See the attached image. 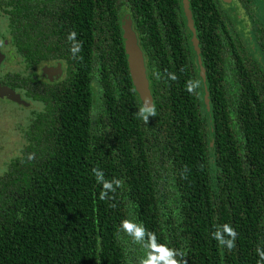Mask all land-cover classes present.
<instances>
[{
    "label": "trees",
    "instance_id": "trees-1",
    "mask_svg": "<svg viewBox=\"0 0 264 264\" xmlns=\"http://www.w3.org/2000/svg\"><path fill=\"white\" fill-rule=\"evenodd\" d=\"M189 1L210 112L182 0L0 2L24 62L64 67L54 83L13 77L40 109L0 176V264H140L148 249L119 231L126 219L181 264H264V18L256 0H233L252 45L223 0ZM126 16L154 99L146 120ZM93 169L120 182L104 198ZM223 225L236 232L231 249L212 238Z\"/></svg>",
    "mask_w": 264,
    "mask_h": 264
},
{
    "label": "water",
    "instance_id": "water-1",
    "mask_svg": "<svg viewBox=\"0 0 264 264\" xmlns=\"http://www.w3.org/2000/svg\"><path fill=\"white\" fill-rule=\"evenodd\" d=\"M226 4H231L233 0H223ZM183 13L186 19V25L191 32V45L197 58V64L199 69V77L201 78L204 88V105L207 112H210V98L207 87L206 71L203 66L201 57L200 42L197 37V31L194 24L193 14L190 8L189 0H182ZM123 29V44L128 59V66L131 73L132 82L137 92L141 104L143 107L154 108V99L150 89V82L147 76V68L144 53L139 45V40L136 32L133 29V22L130 16H126L122 22ZM60 70V66L58 67ZM46 70H44L45 72ZM0 98L9 99L19 104H24L25 101L19 94L8 88L7 86L0 84Z\"/></svg>",
    "mask_w": 264,
    "mask_h": 264
},
{
    "label": "clouds",
    "instance_id": "clouds-1",
    "mask_svg": "<svg viewBox=\"0 0 264 264\" xmlns=\"http://www.w3.org/2000/svg\"><path fill=\"white\" fill-rule=\"evenodd\" d=\"M75 37V32L70 33L68 36V39L72 41L70 51L73 55L78 53L81 48L80 43L76 41ZM172 78L174 79L175 77L173 76ZM194 87V84L189 83L188 90L192 91ZM139 114L146 120L148 115L155 114V110L152 107H142ZM93 175L97 183L103 186L104 191L101 192V198H104L109 191L115 190L114 184L118 186L120 183L119 181L106 180L103 171L99 169H93ZM119 231L130 236L133 242L146 245L148 250L146 251L145 256L141 259L140 264H181L178 259L181 253L163 244H157L154 235L148 236L147 240H145L146 230L141 223L126 219L120 223ZM226 236L231 238H226ZM235 237L236 232L229 225L218 226L212 233V238L214 240L229 249L233 247ZM260 255L264 258V252H260Z\"/></svg>",
    "mask_w": 264,
    "mask_h": 264
},
{
    "label": "rangeland",
    "instance_id": "rangeland-1",
    "mask_svg": "<svg viewBox=\"0 0 264 264\" xmlns=\"http://www.w3.org/2000/svg\"><path fill=\"white\" fill-rule=\"evenodd\" d=\"M258 5L259 14L264 18V0H256ZM233 17H236V30L241 33L242 37L254 44V36L251 33L252 23L245 15L244 10L235 4L234 1L231 4H225ZM3 28H5V22L2 21ZM17 61L13 62L16 65ZM10 68V65H8ZM8 101V102H7ZM9 99L0 98V176L6 171L7 164L17 157L25 145L23 132L27 128V116L31 113L29 109H18L15 105L9 103ZM24 105V104H22ZM28 106L29 103L25 101L24 106ZM34 105V104H33ZM37 112L40 107L34 105ZM29 110V111H28Z\"/></svg>",
    "mask_w": 264,
    "mask_h": 264
},
{
    "label": "flooded vegetation",
    "instance_id": "flooded-vegetation-1",
    "mask_svg": "<svg viewBox=\"0 0 264 264\" xmlns=\"http://www.w3.org/2000/svg\"><path fill=\"white\" fill-rule=\"evenodd\" d=\"M1 1L6 2L8 0H0V2ZM2 11H3L2 8H0V84L7 86L11 90L19 94L20 97L24 101L29 103L28 106L27 105L24 106L22 104L13 103L9 101V103L15 105L18 109L31 110V113H29V116H27V120H26L27 128H28L29 122L31 121L33 117V113H35L33 112L35 111L34 108H37V107L34 106L36 104L33 105L32 101L26 97L25 91L23 89L16 87L15 78L13 77L16 75H19L21 77H25L28 79L37 77L40 80L54 83L56 81H59L62 78L64 74V67H63L62 62H54L51 64H45L36 69L33 68L32 64L30 63L26 64L23 58L20 57L19 54L17 53L11 41V38L9 35L8 20ZM2 21L5 22V28L2 27L3 26ZM15 61H17L16 65L13 64V62ZM8 65H10V68L8 67ZM59 66H60V70L58 69ZM44 70L46 71L44 72ZM6 77H11L13 79L10 78L11 80H7ZM27 128L23 132V137H24V134Z\"/></svg>",
    "mask_w": 264,
    "mask_h": 264
}]
</instances>
